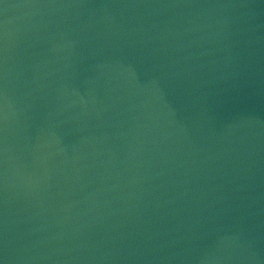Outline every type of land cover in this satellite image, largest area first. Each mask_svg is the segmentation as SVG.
Here are the masks:
<instances>
[{
  "label": "water",
  "instance_id": "obj_1",
  "mask_svg": "<svg viewBox=\"0 0 264 264\" xmlns=\"http://www.w3.org/2000/svg\"><path fill=\"white\" fill-rule=\"evenodd\" d=\"M0 264H264V0H0Z\"/></svg>",
  "mask_w": 264,
  "mask_h": 264
}]
</instances>
